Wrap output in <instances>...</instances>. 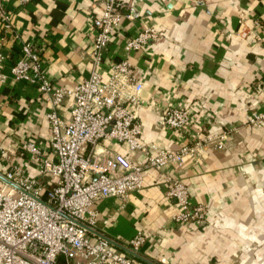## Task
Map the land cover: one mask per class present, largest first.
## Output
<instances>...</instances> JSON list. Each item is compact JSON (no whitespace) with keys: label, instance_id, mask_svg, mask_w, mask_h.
Wrapping results in <instances>:
<instances>
[{"label":"crops","instance_id":"crops-1","mask_svg":"<svg viewBox=\"0 0 264 264\" xmlns=\"http://www.w3.org/2000/svg\"><path fill=\"white\" fill-rule=\"evenodd\" d=\"M140 13L123 19L110 32L99 70L127 57L143 80L141 140L177 148L191 129L163 123V109L185 105L195 116L194 129H230L223 148H209L195 162L166 167L183 180L192 202L207 206L205 220L176 222L177 206L166 196L164 169H146L143 186L125 198L103 196L98 211L97 234L109 237L117 250L135 264H264V125L245 123L252 109H264V0H134ZM8 10L10 25L0 22V49L5 53L0 79V140H33L50 155L48 103L38 88L15 79L10 65L21 53L23 40L41 44V64L57 85L71 87L91 68L92 18L101 11L100 0H0ZM164 34L139 49L127 51L125 40L145 26ZM68 98L58 113L70 119ZM126 151L125 144L102 138L97 144ZM140 153L137 152L136 156ZM28 154L18 149L14 159ZM6 164L0 157V180ZM31 175L40 176L31 161ZM54 178H48L49 183ZM147 238L138 248H128L138 231ZM118 264V263H114Z\"/></svg>","mask_w":264,"mask_h":264},{"label":"built area","instance_id":"built-area-1","mask_svg":"<svg viewBox=\"0 0 264 264\" xmlns=\"http://www.w3.org/2000/svg\"><path fill=\"white\" fill-rule=\"evenodd\" d=\"M100 3L101 11L90 25L91 68L71 87L51 81L41 64V44L32 40L22 41L21 53L9 67L15 79L35 85L44 94L51 154H44L33 140L13 141L12 145L0 140V157L6 164L0 180V264H135L124 251L114 248L109 237L97 234L92 239L98 219L95 201L107 195L125 198L143 186L146 169L166 170L170 164H182L186 157L198 162L207 149L223 148L230 140L228 128L200 135L194 129L191 109L174 104L163 109V123L191 129L187 141L170 148L141 140L142 126L136 114L144 83L136 65L122 57L109 65L106 75L99 70L111 30L140 11L134 0ZM0 22L5 28L10 25L8 10L1 2ZM163 34L154 26L142 27L126 38L125 49H139ZM5 56L0 49V79L7 76L1 69ZM64 98H68V120L57 108ZM245 123L264 125V109H252ZM102 138L125 144L127 149H98ZM21 148L28 154L24 162L14 159ZM31 161L37 163L40 176L29 173ZM164 173L166 196L177 206L173 219L204 220L206 205L192 202L187 184L167 170ZM50 177L54 178L51 183ZM147 236L138 230L129 239L128 248L138 251Z\"/></svg>","mask_w":264,"mask_h":264},{"label":"rangeland","instance_id":"rangeland-1","mask_svg":"<svg viewBox=\"0 0 264 264\" xmlns=\"http://www.w3.org/2000/svg\"><path fill=\"white\" fill-rule=\"evenodd\" d=\"M207 207V206H206ZM204 220H205V218H204ZM208 264H212L211 262H207Z\"/></svg>","mask_w":264,"mask_h":264}]
</instances>
